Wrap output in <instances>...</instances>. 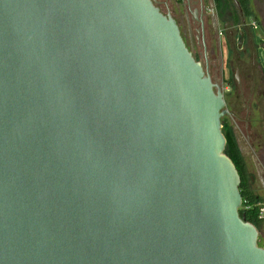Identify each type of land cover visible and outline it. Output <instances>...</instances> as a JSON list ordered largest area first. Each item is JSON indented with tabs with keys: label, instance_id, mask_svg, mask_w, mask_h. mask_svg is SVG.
Returning a JSON list of instances; mask_svg holds the SVG:
<instances>
[{
	"label": "water",
	"instance_id": "1",
	"mask_svg": "<svg viewBox=\"0 0 264 264\" xmlns=\"http://www.w3.org/2000/svg\"><path fill=\"white\" fill-rule=\"evenodd\" d=\"M224 113L155 0H0V264H264Z\"/></svg>",
	"mask_w": 264,
	"mask_h": 264
},
{
	"label": "flooded vegetation",
	"instance_id": "2",
	"mask_svg": "<svg viewBox=\"0 0 264 264\" xmlns=\"http://www.w3.org/2000/svg\"><path fill=\"white\" fill-rule=\"evenodd\" d=\"M155 1L176 19L195 59L220 88L222 129L240 155L254 161L256 176L248 175L249 183L264 189V168L257 162L264 167V0Z\"/></svg>",
	"mask_w": 264,
	"mask_h": 264
},
{
	"label": "trees",
	"instance_id": "3",
	"mask_svg": "<svg viewBox=\"0 0 264 264\" xmlns=\"http://www.w3.org/2000/svg\"><path fill=\"white\" fill-rule=\"evenodd\" d=\"M222 131L226 139L225 153L231 158L240 175L239 191L242 197V203L239 208V214L257 227L261 222L258 218L257 207V203L260 202V196L255 194L249 186L250 183L247 168L233 137L224 129V127Z\"/></svg>",
	"mask_w": 264,
	"mask_h": 264
},
{
	"label": "rangeland",
	"instance_id": "4",
	"mask_svg": "<svg viewBox=\"0 0 264 264\" xmlns=\"http://www.w3.org/2000/svg\"><path fill=\"white\" fill-rule=\"evenodd\" d=\"M161 11H163L165 13V10H161ZM194 54L197 56V51L196 50H194ZM242 158H243V160L245 162L248 175H251L253 178H255V176H256V174H255V171H256L255 169L256 168L255 167L256 166H255V163L252 160L251 156L248 155V154H243ZM263 159H264V156H263ZM257 162H258L260 168H264L259 160H257ZM256 183L257 184H254V185L250 184L249 186H250V188L253 190V192L255 194L260 196V202L264 203V189L260 188V183H258V181ZM256 228L258 229V244H259V246H263L264 247V221H261L260 224H258V226Z\"/></svg>",
	"mask_w": 264,
	"mask_h": 264
},
{
	"label": "built area",
	"instance_id": "5",
	"mask_svg": "<svg viewBox=\"0 0 264 264\" xmlns=\"http://www.w3.org/2000/svg\"><path fill=\"white\" fill-rule=\"evenodd\" d=\"M257 207H258V218L260 219V221H264V203L258 202Z\"/></svg>",
	"mask_w": 264,
	"mask_h": 264
},
{
	"label": "crops",
	"instance_id": "6",
	"mask_svg": "<svg viewBox=\"0 0 264 264\" xmlns=\"http://www.w3.org/2000/svg\"><path fill=\"white\" fill-rule=\"evenodd\" d=\"M180 14H181V17L183 18L184 14L182 12H180ZM183 19H185V18H183ZM185 22H186V20H185Z\"/></svg>",
	"mask_w": 264,
	"mask_h": 264
}]
</instances>
